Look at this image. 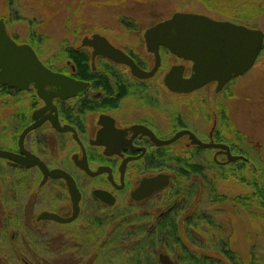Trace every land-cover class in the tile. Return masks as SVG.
<instances>
[{
    "label": "rangeland",
    "instance_id": "374dc122",
    "mask_svg": "<svg viewBox=\"0 0 264 264\" xmlns=\"http://www.w3.org/2000/svg\"><path fill=\"white\" fill-rule=\"evenodd\" d=\"M258 10L264 11V0H0V19H5L9 33L21 42L32 41L41 60L46 65L57 68L67 65L66 51L77 46L82 37L93 32L100 31L112 37L119 45L130 49L133 47L139 56L149 58L150 56L145 54V44L141 45V28L168 19L174 13L207 14L214 19L230 20L264 30V12L259 14ZM132 28L134 30H131ZM137 44L139 49L135 48ZM150 58L153 59L152 56ZM163 74L157 76L159 84V77L162 78ZM157 90L159 89L152 87L146 92L148 100L150 97L153 100L152 104L141 107L143 110L140 108L131 112L138 114V117L153 113L156 128L170 132L175 124L182 125L187 119L193 129L208 140L207 136L216 117H222H219L221 110L218 106L221 100L227 107L231 122L223 120L220 124V137L231 144L237 154H244L249 161L233 166L219 165L213 160L214 150L187 149L184 141L174 147L173 151L182 159H191L200 165L203 164L207 180L214 182L213 195L228 198L222 203L215 202L214 196L211 200L206 184L205 192L194 195L192 201L197 204L199 211L210 213L215 222L214 225L206 224L204 231L190 227L192 240L196 242L194 245H187L193 248V251L206 250L221 257L219 252L213 249L215 241L223 236L224 239L229 238L233 251L241 256L244 264H264L262 200L256 196L253 198L257 192L255 185L249 186L242 180L248 178L253 183L258 180L259 186L264 187V50L248 74L230 82L226 90L219 94H216V86L212 85L196 94L182 97ZM5 94L0 96V148L8 149V145L14 140L11 124L20 118L12 115L21 103L16 104L14 95ZM28 98L25 100L28 101ZM127 100L131 108L137 101ZM52 135L47 145L40 146V152L53 165L68 163L67 158L72 149L75 150V146L70 147L69 144L60 152L53 144ZM222 160L224 159H220ZM0 162L2 170L6 171L1 166L2 162L4 167L9 169L5 161ZM17 177L26 181L19 189L12 185L14 181L17 182ZM41 180L37 170L20 173L13 170L0 177V264H21L19 260L24 256L32 264H127L126 259L130 258L129 252L137 242L133 241L136 237L131 236L134 238L132 241L121 245L118 249L123 252L118 254H106L104 245L110 235H115L117 226L125 225L128 220V215H118L129 212H138L139 215L143 213L142 216L147 219L146 223L150 225L155 217L158 218L169 198L171 199V191L166 189L136 206L130 204L129 198H121L113 208L106 209L92 205L87 195L83 203L84 212L75 223L62 225L46 220L38 223L34 220L43 210H62L63 197L67 195L64 188L56 182H49L39 188ZM79 180L84 185H93L96 181L82 176ZM240 196L252 197L251 202L246 200L250 205L246 210L231 202V199ZM69 213L70 211H65L62 215ZM188 213L185 212L184 215H189ZM95 218L105 223L97 237L91 234L94 227L91 220ZM185 229L188 227L183 225L182 232ZM55 238L60 239L66 249L62 250L63 254L59 259L55 252L49 251L50 247H46L59 244ZM34 245L43 247L39 249L37 246L40 252H35V255L31 253V256L28 252L33 250ZM198 245L203 247L198 249ZM172 258L182 264L177 256L172 255Z\"/></svg>",
    "mask_w": 264,
    "mask_h": 264
},
{
    "label": "flooded vegetation",
    "instance_id": "af4514ba",
    "mask_svg": "<svg viewBox=\"0 0 264 264\" xmlns=\"http://www.w3.org/2000/svg\"><path fill=\"white\" fill-rule=\"evenodd\" d=\"M155 24L156 23L149 27L141 28L140 35H142V38L140 41L142 46L143 44L146 46L144 35L145 31L147 28H150ZM134 28L131 30H134ZM95 34H100L114 47L122 50L126 55H128V57L135 61L139 68L148 72L154 69L156 56L154 52H149L148 46H146L147 53L145 54L150 57L152 56V60L150 57V59L144 57V55L143 57L139 56V53L135 52L132 47L134 45L131 46V49L123 45H119L112 37H109L99 31L82 37L81 42L77 46L69 48V50L75 49L77 51L76 57L79 58L74 60L69 57L65 67L57 68L45 64L53 72H59L68 77L70 76L76 81H83L84 83H87V89L83 90L80 94L73 95L65 99L60 97L54 98L50 103L51 106H48L42 100L40 95L37 94V90L33 84L24 90L18 87H13L9 84L2 86L6 88L5 95H14V97H16V104L17 102H20L21 106L17 108L16 113L12 115L15 118L20 117L18 121L11 124V127L13 128L12 133L14 140L12 141V144L8 145V149H0L7 151L10 150L19 154L21 149L19 146L21 133L32 123L41 121L38 128L30 131L26 135L24 148L42 159L50 170L54 168L64 169L75 179L76 186L79 188L82 199L80 202V213L75 221L65 223L69 225L75 223L82 216L84 212L83 203L87 197L92 202V205H97L106 209L113 208L117 205L118 201H120L119 199L121 198H129L132 206L144 203L153 198L156 193H159L162 190L154 192L153 195L151 194V196H149V198L139 201L133 199L131 194L133 191L138 189L142 180L157 177L162 173L170 176L171 184L176 175L179 173V159H182L173 150H175L174 147L176 145H179L183 141L187 149L197 148L204 151L214 150L215 153L213 160L219 163V165L227 162V156L223 150L218 148L205 149L201 146L199 147L197 145H193L192 140H190L187 135L181 136L177 141L172 143L162 144V142H167L168 140L174 138L179 131L190 130L197 136L198 139L205 142L212 141L217 144L226 143L229 145V148H231L233 154H237L233 146L225 142L223 137H220V124L223 122L221 111L219 114V117H221L220 119L215 116V122L213 123L212 129L207 136L208 140L202 138L197 130L193 129L191 124H189L190 122L187 119L186 121L188 122L184 120L185 122H183L182 125L180 123L177 125L175 124L170 132L165 129L156 128L153 113H148L145 117H138V114H133L134 112H131L133 110L135 111L140 109L145 105L148 106L150 103L152 104L153 100H151V97L150 100H148L149 97L146 96V92L150 91L152 87L159 90L161 89L160 91L167 92L169 95L182 97L196 94L198 91L205 90L211 85L216 86L217 88L218 85L216 82H210L208 85L192 92H172L165 84V76L170 73L173 68H176V70H182V76H184V78H189L193 68L191 61L184 60L177 55H173L166 47L161 46L159 48V56H161V59L158 70L155 72L154 76L142 79L137 77L133 73L132 68H130L127 64L118 63L103 54L94 56L95 49L92 46L83 45V40L85 37L91 38ZM10 37L18 44H29L41 60L39 52L36 50L32 42H21L15 35L13 36L11 34ZM138 44L140 45V43ZM138 44L135 48L139 46ZM68 54L69 53H67V56ZM82 59L83 62L80 64ZM161 73H164L162 78L159 77L163 88H161V84L157 81V76ZM240 77L238 79H240ZM228 86H226L222 91H219V93L226 90ZM159 90H157V92H159ZM219 93L216 92V94ZM26 97H29L28 101L25 100ZM127 99L137 100L134 104L132 103V108L127 102ZM222 105L221 100H219L218 106L220 107V110H222ZM141 110L143 109L141 108ZM39 111H41V113L37 119L34 120V114ZM15 118H13V120ZM52 119L57 120L62 128L61 130H58L55 125H53ZM50 133L53 134L52 139L54 146L56 149L60 150V152H62V150H64V148H66L69 144L70 147L71 145L75 146V150L72 149V152L67 158L69 164L61 162L58 165H53L51 164V161L44 157L42 152H40V146L47 145L49 143L51 138ZM220 159L224 160L220 161ZM0 160L5 161L6 166L9 168H5L2 162L1 166L3 169H6V171L0 168V177L3 174L7 175L13 170L19 173L20 171L30 172L31 170H37V172L41 175V179L43 178L42 172L37 166L26 168L22 164L19 165L6 159L0 158ZM84 161L89 166L90 172H100L95 175H90L85 171V169L83 170L80 166H78V163H82ZM77 174L80 175L79 177L82 176L93 179L94 181L96 180L95 184H82ZM12 178H14V176ZM15 179L17 182L14 181L12 185L17 186V189H19V186L26 183L23 178L21 180L18 177ZM42 180L39 184V188H42L49 182L52 184L56 182L67 192L66 197H63L64 203L62 210L47 211L52 213L55 212L62 217L71 216L73 214V203L66 180L64 178H49L44 184L42 183ZM1 186L2 182L0 181V187ZM96 190L110 192L113 197H115V203H105L100 198L95 197L93 192ZM65 211H70V213L63 216L62 213ZM96 220L97 218L91 221L94 222ZM34 221L40 223L36 219ZM57 224L61 223L57 222ZM57 240L58 241L56 243L59 244L45 246L47 248L50 247L49 251L55 252L58 257L57 259H59V257L63 254L62 250L66 249H64V243L61 242L60 239ZM37 246L39 245H34V247H32L33 250L30 249L29 252L27 251L28 254L31 256L32 254L35 255V252L38 251ZM41 247L43 246H39V249H42ZM19 262L21 264H32L25 256L21 257ZM175 262L178 263L176 260Z\"/></svg>",
    "mask_w": 264,
    "mask_h": 264
},
{
    "label": "water",
    "instance_id": "95a60500",
    "mask_svg": "<svg viewBox=\"0 0 264 264\" xmlns=\"http://www.w3.org/2000/svg\"><path fill=\"white\" fill-rule=\"evenodd\" d=\"M144 35L149 52H154L156 56L154 69L150 72L139 68L133 59L114 47L100 34H95L91 38L85 37L83 45L92 46L95 49L94 56L103 54L118 63L127 64L132 68L133 73L142 79L154 76L161 59L159 48L166 47L173 55L189 60L193 65L189 78H184L182 70L179 71L176 68H173L165 76L166 86L175 93L196 91L210 82H216L217 92L221 91L229 81L247 74L254 67L264 46V31L261 29H253L228 20H214L207 15L188 12L175 13L172 18L163 20L147 29ZM8 84L22 90L33 84L37 94L48 106H51L50 103L54 98H69L80 94L88 87V84L83 81H76L70 76L53 72L49 67H46L29 44H18L13 41L6 30V22L2 18L0 19V86ZM40 113L41 111L34 114V120ZM40 123L41 121L32 123L21 133L19 154L0 149V158L19 165L22 164L26 168L37 166L42 172L43 184L49 178H64L70 191L73 214L62 217L55 212L46 210L38 215L36 220L39 222L56 221L61 224L70 223L75 221L79 215L82 199L75 179L64 169L50 170L42 159L24 148L26 135L38 128ZM52 123L58 130L62 129L56 119H52ZM184 135L189 136L192 144L199 147L223 150L229 163L247 160L244 156L232 154L229 146L224 143L203 142L190 130L179 131L174 138L162 142V144L177 141ZM78 166L85 169L90 175L100 172H90L85 161L78 163ZM139 185L138 189L131 194L137 201L149 198L154 192L168 187L170 176L162 173L157 177L142 180ZM93 193L95 197L105 203H115V197L108 191L96 190ZM159 258L161 264H176L165 253L160 254Z\"/></svg>",
    "mask_w": 264,
    "mask_h": 264
},
{
    "label": "trees",
    "instance_id": "16d2710c",
    "mask_svg": "<svg viewBox=\"0 0 264 264\" xmlns=\"http://www.w3.org/2000/svg\"><path fill=\"white\" fill-rule=\"evenodd\" d=\"M258 11L259 14L260 12H264L261 10ZM76 52L75 49L69 50L67 52L69 54L66 58L68 59L70 57L74 60L78 59L79 57H76ZM82 62L83 59L80 61V64ZM5 93L6 88L1 87L0 96H4ZM222 106V120L230 123L231 118L228 116L227 107L224 105ZM179 161V173L171 182L170 187L167 188L171 191V199L169 198L168 203H165V208L161 209L158 218L155 219V217L153 223L149 225L146 223L147 219L142 216L144 215L143 213L139 215L138 212H135V216L130 212L119 214L118 216L128 215V220L125 222V225L119 224L117 226L118 229L115 230V235H110V238L107 241L103 239L105 241L104 245L106 254H118L123 252L122 249L118 248L121 245L124 246L125 243H129L130 240L132 241L134 238L131 236H134L137 239H134L133 241L137 242L134 243L132 250L129 252L131 254L130 258L126 259L127 264H161L158 258L160 253H166L171 258L172 255L175 257L177 256L182 264H244L241 256L233 251L232 246L229 243V238L224 239L223 236L215 241V247L213 249L214 251L217 250L221 257L214 256L215 254L206 250L193 251V248L187 245L188 243L194 245L196 242L195 240H192L193 235L190 233V227L194 226L197 231H204L203 229L206 224L214 225L215 222L210 213L207 211H199L197 204L192 201L194 195L202 194L206 184L207 190L210 192L209 198L211 200L214 196L215 198H213V200L215 199V202L222 203L228 198L227 196H220L218 194L213 195L214 192L212 187L214 182H209L207 180L206 169L203 164L200 165L191 159H179ZM239 163L246 164L249 163V161L243 160L233 163H225V165L233 166ZM223 174L226 173L223 172ZM237 179H239V176ZM242 180L243 183L246 182L249 186L252 184L255 185L257 192L253 195V198L256 196L262 200L261 206L264 208V187L259 186L258 180H256L255 183L248 178H243ZM246 200L251 202L252 197L240 196L231 199V202L237 206H242L246 210L250 206ZM182 212L184 213L182 214ZM185 212H189V215L185 216ZM117 218L118 217H115V219ZM183 225H186V228L188 227V229H185L182 232ZM93 226V233L91 234L93 237H97L99 234L98 232L102 227L104 228L105 223L101 219H97L94 221ZM201 247L203 246L198 245V249H201ZM158 251L160 252L158 253Z\"/></svg>",
    "mask_w": 264,
    "mask_h": 264
}]
</instances>
